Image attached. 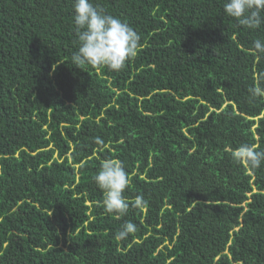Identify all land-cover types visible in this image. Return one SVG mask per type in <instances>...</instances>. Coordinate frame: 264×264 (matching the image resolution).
Segmentation results:
<instances>
[{
    "label": "trees",
    "instance_id": "trees-1",
    "mask_svg": "<svg viewBox=\"0 0 264 264\" xmlns=\"http://www.w3.org/2000/svg\"><path fill=\"white\" fill-rule=\"evenodd\" d=\"M92 3L141 37L118 72L74 64L73 0H0V264H264V163L231 156L264 150V24L225 0ZM106 159L130 180L122 216Z\"/></svg>",
    "mask_w": 264,
    "mask_h": 264
},
{
    "label": "clouds",
    "instance_id": "clouds-1",
    "mask_svg": "<svg viewBox=\"0 0 264 264\" xmlns=\"http://www.w3.org/2000/svg\"><path fill=\"white\" fill-rule=\"evenodd\" d=\"M73 9L74 31L79 41L78 50L72 56L74 64L104 66L118 72L137 55L141 37L128 23L94 6L92 0H73ZM223 10L244 27L258 28L264 24V0H225ZM253 54L264 59V40L254 42ZM250 94L253 99L264 97V74L257 77V86L250 89ZM231 156L249 169L259 168L264 163V150L246 143L233 149ZM94 180L104 193L105 211L125 215L130 205L123 193L130 180L123 162L104 160ZM143 203V197L137 196L135 206ZM135 231L136 225L126 222L115 236L124 240Z\"/></svg>",
    "mask_w": 264,
    "mask_h": 264
}]
</instances>
